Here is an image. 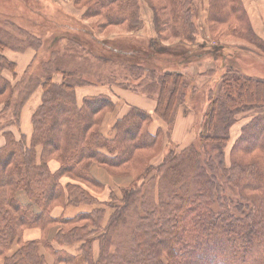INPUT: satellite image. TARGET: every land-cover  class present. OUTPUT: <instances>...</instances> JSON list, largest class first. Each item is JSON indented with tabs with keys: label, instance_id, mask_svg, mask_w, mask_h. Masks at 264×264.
<instances>
[{
	"label": "trees",
	"instance_id": "1",
	"mask_svg": "<svg viewBox=\"0 0 264 264\" xmlns=\"http://www.w3.org/2000/svg\"><path fill=\"white\" fill-rule=\"evenodd\" d=\"M78 1L90 5V13L103 18L105 26L123 25L134 31L141 23L137 0ZM152 2L158 39L178 42L153 45L157 46L155 53L168 54L169 60L158 67L162 71L158 86L151 92H140L156 97L154 112L171 132L179 108L186 104V96L197 89L192 75L180 69L191 64L192 58L197 61L191 57L194 49L186 45L198 47L199 26L194 20L197 12L195 0ZM245 19L239 0H210L209 24L213 32L218 25L237 33V26L242 28ZM252 30L249 26L246 38L258 41L256 46L260 48L262 41ZM132 63L145 73L143 64ZM13 66L0 54V103L4 111L10 108L14 87L3 72ZM240 69L226 71L218 89L212 90L213 96L207 95L208 106L203 113L206 128L198 137L203 151L199 152L197 145L181 151L186 152L187 160L195 157L203 163L200 174L204 176L201 179L205 191L176 194L179 204L172 212L168 211L170 200L165 207L152 209L157 218L143 217L145 224L135 231L128 253H122L118 247L114 250L113 228L135 201L138 182L154 169L153 164L145 162L141 175L133 173L135 156L160 147L161 131L152 133L149 129L152 112L131 105L126 114L112 123L111 133H105V113L116 107L112 97L102 93L87 95L81 103L76 97V87L101 81L73 76L53 67L43 82L42 101L33 112L31 137L20 132L22 105L30 94L16 105L13 120L0 127L4 137L0 145V264H45L47 254L54 258V264H74L77 253L66 248L74 245H79L78 254L86 264H264V78ZM59 73L62 80L55 82L53 76ZM130 78L137 79L132 75ZM124 88L136 91L139 87ZM191 108L194 109L192 105ZM244 116L250 120L242 126L228 164L225 151L230 130ZM203 154L207 155L205 160ZM52 160L59 162L55 171L50 168ZM215 162L221 167L214 166ZM207 165L210 173H206ZM96 166L111 172L121 196L114 194L112 187L108 200H99L91 193L90 186L107 188L94 173ZM183 167L186 174L179 164L168 168L169 182L174 188L188 178L189 166ZM220 170L228 176L224 186L218 177ZM65 176L73 181L65 182ZM57 206L85 209L73 215L54 216ZM27 229H39L42 235L25 240L23 233ZM96 240L98 253L94 247ZM16 242L18 247L10 254Z\"/></svg>",
	"mask_w": 264,
	"mask_h": 264
},
{
	"label": "rangeland",
	"instance_id": "2",
	"mask_svg": "<svg viewBox=\"0 0 264 264\" xmlns=\"http://www.w3.org/2000/svg\"><path fill=\"white\" fill-rule=\"evenodd\" d=\"M239 1L241 12H244L247 19L242 21V28L237 26V33L246 38L248 27H252L255 36L261 39L262 46L260 48L256 46L258 41L236 37L240 35L231 33L233 31L229 30L228 26L217 25L216 32H213L209 24L210 0H195L194 9L197 13L194 20L199 26L198 40L200 41L196 44L198 47L188 43L186 45L194 49L196 54L192 51L191 57H196L197 61L192 58L191 64L179 68L183 73L188 72L192 75L197 89L199 88L200 91L202 89V91L197 89L193 91L192 89L188 93L186 104L179 108V114L176 115L171 132L168 131L166 123L154 111L152 112L153 121L150 124L152 131H150L152 133L161 131V146L147 152L141 151L135 156L132 166L133 173L141 175L145 168L142 164L145 162L149 165L153 164L154 169L152 168V172L145 180L138 182L139 191L135 201L131 202L126 214L118 220V224L113 228L111 238L114 241V250L117 247L122 253L129 250L135 231L141 224H145L142 218L146 216L157 218V215L151 211L152 209L165 207L164 205L170 200L168 211L172 212L175 204H179L176 194L188 195L199 189L205 191L201 179L204 176L200 174L203 163H199L195 157L187 160L184 153L192 145H197L199 152L203 151L201 145L198 144V137L203 128H206V119L203 113H206L205 110L208 106L207 95L213 96L212 90L218 89L222 75L230 68L236 71L241 68L240 70L247 74L264 78V0ZM137 2L140 8L141 26L138 30L135 29L140 24L133 29L134 31H128L123 25L105 26L103 18L90 13L92 11L90 5L78 0H0V42L4 44V47L0 48V54L14 64L13 68H5L3 72L14 87V93L7 111H4V105L0 103V127H4L13 120L16 105L24 99L25 95L30 94L22 105L20 118V132L26 134L21 126L23 109L37 93L41 92L40 102L42 101L43 82L50 75L51 69L56 66L68 71L73 76L101 81L94 85L76 87V97L80 103L85 96L98 93L110 95L114 101L118 100L119 96L126 99V92L122 90L130 89L124 87H139L137 88L139 91L136 90L135 94L141 97L144 94L140 91H153L156 85L158 86L157 83L162 75V71L158 67L169 60L168 54L157 51L155 53L154 49L157 46L153 47V45H172L177 43L178 39L160 41L156 35L154 14L151 8L152 0H137ZM223 31L224 33H222ZM227 34L229 35L227 36ZM200 48L202 50H199ZM127 51H131V53ZM95 54L108 56L110 59L105 61ZM133 61L143 64L145 73L142 71L143 69L134 66ZM131 75L137 79L133 80L130 78ZM53 79L55 82H60L62 75L56 74ZM116 83L118 85L121 83V85L117 86ZM83 87H86L88 92L80 100L81 94L84 93ZM148 97L149 100L156 98L155 96ZM126 101H128L127 108L123 114H126L129 107L133 105L130 100L126 99ZM191 105L194 109L191 108ZM112 114L115 113L113 111L105 113L103 126L107 125L106 122ZM32 117L31 124H33ZM249 120V116H244L232 126L230 140L225 151L226 163L231 162V148L240 135L242 126ZM55 128H58V125ZM3 142V134L0 133V145ZM183 149L185 151L181 153ZM206 156L203 154L202 158L205 160ZM52 161H55L59 167L57 160ZM173 164H179L180 170H183L184 173L183 166L187 164L189 166L187 180H183L176 188L170 184L168 175V168ZM217 165L221 167L215 162L214 166ZM96 167L106 173V176L102 177L104 181H110L111 172L104 167ZM51 170L53 169L51 168ZM206 173H210L208 165ZM110 177L112 178V176ZM218 177L224 186L228 177L226 172L218 171ZM70 180L73 181L69 176L64 177L65 182ZM108 187H114L113 193L121 196L119 185L116 182H108ZM109 188L90 186V191L97 195L99 200H108L112 196ZM226 188L231 192L230 185L227 184ZM26 231L28 230L23 233L24 239L27 238ZM17 247L18 243L16 242L9 253L12 254ZM66 248L72 253L79 252L77 245ZM49 261L52 264L50 256L47 258V262Z\"/></svg>",
	"mask_w": 264,
	"mask_h": 264
},
{
	"label": "crops",
	"instance_id": "3",
	"mask_svg": "<svg viewBox=\"0 0 264 264\" xmlns=\"http://www.w3.org/2000/svg\"><path fill=\"white\" fill-rule=\"evenodd\" d=\"M79 90H81V89L79 88ZM82 91H84V93L81 94L80 100L88 92V90H87L86 87H83L82 88ZM122 91H125L126 92L125 93L126 99L130 100L131 101L130 103H132L133 105L139 106V107H141L143 109H146V110H148L150 112H153L154 111L155 104H156V99L155 98L154 99L152 98V99L149 100V97H148L149 95H147L145 93H142V92L141 93L144 94L145 96L143 95L141 97V96L135 94L136 91H134V90H122ZM117 98H118V100H115L116 101V103H115L116 104V108L113 111V113H115V114L114 115L112 114L110 116L111 118L108 120V122H106L107 125L106 126H103L104 127L103 130H104L105 133L110 132L109 129L111 128L112 123L117 118H119V117H121V116H123L125 114V113L123 114V111L127 108V102L128 101H126V99L125 98H122L121 96H119ZM40 99H41V92L40 93H37L32 98V100L29 101L25 105V107L23 109L24 111H23L22 125L21 126H22V130L26 133V135L28 137H31L32 132H33V124H31V122H30V119L32 117V112H33V109L40 103ZM146 101H150V102L147 103ZM120 102H123L124 104H122ZM150 130L152 131V125H150ZM50 166H51V168L53 170H56L58 168V164L55 161H52V163L50 164ZM94 173L96 174V176L100 180H102L103 182H105L107 184V188H109L108 187V182L115 183V180H112V178L110 176H109L110 181H104V179L102 177H105L106 176L105 175L106 173H103L102 172V169H100L98 167L94 168ZM112 189H114V187H112ZM82 209H85V208L84 207H66L65 208L63 206H57L53 210V215L54 216L73 215V214L79 212ZM27 230L28 231L25 232L26 237H27L25 240L39 239L41 237V235H42V232L39 229H32V230L27 229ZM77 247L79 249V245H77ZM94 247H95V252L98 253L99 252V242L97 240L94 242ZM43 252L45 253V251H43ZM78 253H77V258H76V261L74 262V264H86L84 258L82 256H80ZM47 255L52 258V264H54V258L50 254H47ZM48 256L46 257V263L45 264H51L50 261L47 262ZM59 264H70V263H59Z\"/></svg>",
	"mask_w": 264,
	"mask_h": 264
}]
</instances>
